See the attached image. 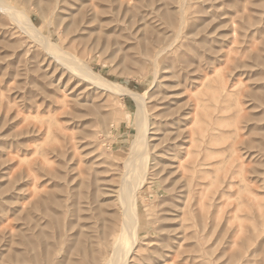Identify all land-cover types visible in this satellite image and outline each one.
I'll return each instance as SVG.
<instances>
[{
	"label": "rangeland",
	"instance_id": "rangeland-1",
	"mask_svg": "<svg viewBox=\"0 0 264 264\" xmlns=\"http://www.w3.org/2000/svg\"><path fill=\"white\" fill-rule=\"evenodd\" d=\"M7 1L144 95L128 264H264V0ZM23 30L0 9V264H104L136 103Z\"/></svg>",
	"mask_w": 264,
	"mask_h": 264
},
{
	"label": "bare ground",
	"instance_id": "bare-ground-1",
	"mask_svg": "<svg viewBox=\"0 0 264 264\" xmlns=\"http://www.w3.org/2000/svg\"><path fill=\"white\" fill-rule=\"evenodd\" d=\"M182 4L184 3L182 2ZM0 9L8 15L12 21H15V23L17 22L19 24V28L21 26L32 38H34L33 40L42 43L44 47L51 52L50 54L54 55L55 60L59 63V65L66 68L68 72L75 74L78 77L80 76L93 81L112 93L128 95L136 103L137 111L134 125L136 127V135L134 140L131 142L132 150L126 158L125 171L122 174L117 191L116 203L119 212V222L117 225L118 229L115 231V236L110 247L109 258L107 260L105 259L106 261L104 262V264H128L130 254L135 250L139 242V222L136 211V199L141 184L146 176L149 159L147 142L148 122L145 111L144 95L132 93L128 89H125L118 84L109 82L103 77L92 72L77 54L66 49L62 42L54 44L51 40V35L42 34L34 27V25L31 24L28 17L21 12L18 7H11L7 0H0ZM105 234L99 235V242L106 241ZM92 240H94V238Z\"/></svg>",
	"mask_w": 264,
	"mask_h": 264
}]
</instances>
